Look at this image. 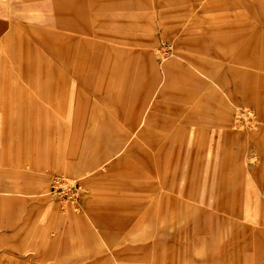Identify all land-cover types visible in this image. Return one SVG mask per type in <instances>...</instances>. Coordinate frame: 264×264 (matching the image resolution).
I'll return each mask as SVG.
<instances>
[{
  "label": "rangeland",
  "instance_id": "rangeland-1",
  "mask_svg": "<svg viewBox=\"0 0 264 264\" xmlns=\"http://www.w3.org/2000/svg\"><path fill=\"white\" fill-rule=\"evenodd\" d=\"M0 264H264V0H0Z\"/></svg>",
  "mask_w": 264,
  "mask_h": 264
},
{
  "label": "built area",
  "instance_id": "built-area-1",
  "mask_svg": "<svg viewBox=\"0 0 264 264\" xmlns=\"http://www.w3.org/2000/svg\"><path fill=\"white\" fill-rule=\"evenodd\" d=\"M63 185L70 186V184H69V182L67 180H65L63 178H57V179L54 180L53 185H52V188L54 190H57L58 188H61L62 191H63L65 189L63 187ZM66 189H67V191H70L71 190L70 187H68Z\"/></svg>",
  "mask_w": 264,
  "mask_h": 264
}]
</instances>
